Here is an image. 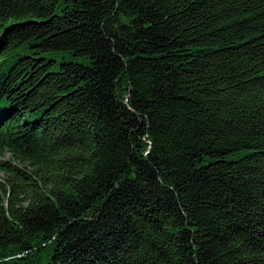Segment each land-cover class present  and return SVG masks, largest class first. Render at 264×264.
Segmentation results:
<instances>
[{
    "label": "trees",
    "instance_id": "obj_1",
    "mask_svg": "<svg viewBox=\"0 0 264 264\" xmlns=\"http://www.w3.org/2000/svg\"><path fill=\"white\" fill-rule=\"evenodd\" d=\"M3 152L0 264H264V0H0Z\"/></svg>",
    "mask_w": 264,
    "mask_h": 264
},
{
    "label": "rangeland",
    "instance_id": "obj_2",
    "mask_svg": "<svg viewBox=\"0 0 264 264\" xmlns=\"http://www.w3.org/2000/svg\"><path fill=\"white\" fill-rule=\"evenodd\" d=\"M53 58H55L56 60L58 59V55L54 54L52 55ZM65 61H75V62H82L84 63L83 60L81 59H76V58H72V57H68L67 55H64ZM9 158V155L5 152L2 153V155H0V161H6ZM0 178H2V174L0 172Z\"/></svg>",
    "mask_w": 264,
    "mask_h": 264
}]
</instances>
